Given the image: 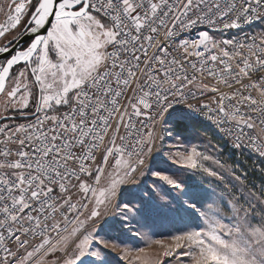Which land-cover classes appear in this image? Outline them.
Listing matches in <instances>:
<instances>
[{
	"label": "snow or ice",
	"instance_id": "snow-or-ice-1",
	"mask_svg": "<svg viewBox=\"0 0 264 264\" xmlns=\"http://www.w3.org/2000/svg\"><path fill=\"white\" fill-rule=\"evenodd\" d=\"M0 17V264H264V179L164 150L211 134L264 158V0H0Z\"/></svg>",
	"mask_w": 264,
	"mask_h": 264
},
{
	"label": "rangeland",
	"instance_id": "rangeland-1",
	"mask_svg": "<svg viewBox=\"0 0 264 264\" xmlns=\"http://www.w3.org/2000/svg\"><path fill=\"white\" fill-rule=\"evenodd\" d=\"M11 123L9 120H5L2 124ZM220 141L217 140L214 136L209 134L201 138L199 141H185L180 140L177 141L175 139L165 140V151L177 152L184 151L186 148H190L192 144H197L199 146V150L206 152L208 155H212L219 159L221 163L224 165V170L233 168L236 165H239L237 170V175H241L243 173H247L249 175V180L255 181L257 185L261 182V179H264V172L261 170L264 169V164L259 161L255 156L250 153L244 152L241 153H233L231 157L228 154V150L225 149L224 152L218 153L217 148L220 145ZM205 166H210L214 170H220L212 161L205 162ZM167 168L169 173L174 175L175 178L185 181L188 184H202L205 187H215L217 183V178L207 176V174L203 173L201 170L196 169H187L182 167L179 164H176L172 161L167 162ZM148 184H151V179L148 180ZM223 187V185H221ZM217 192L220 191V188L216 189ZM135 222L133 221V224ZM135 230V229H134ZM161 238V237H157ZM129 247L139 248L146 247L144 243L140 240L139 237H136L134 240L128 242ZM151 251V249H148ZM115 256V254H113ZM117 259H119L117 257ZM119 264H127L126 261L119 260Z\"/></svg>",
	"mask_w": 264,
	"mask_h": 264
},
{
	"label": "built area",
	"instance_id": "built-area-1",
	"mask_svg": "<svg viewBox=\"0 0 264 264\" xmlns=\"http://www.w3.org/2000/svg\"><path fill=\"white\" fill-rule=\"evenodd\" d=\"M225 35L227 36L228 34L226 33ZM211 95H212V94L209 93V94L205 97V99H208ZM17 122H23V121H17ZM245 152L252 154V155L255 156L257 159H259V161H260L261 163L264 164V158H260V157L258 156V154L251 153L250 150H245Z\"/></svg>",
	"mask_w": 264,
	"mask_h": 264
},
{
	"label": "flooded vegetation",
	"instance_id": "flooded-vegetation-1",
	"mask_svg": "<svg viewBox=\"0 0 264 264\" xmlns=\"http://www.w3.org/2000/svg\"><path fill=\"white\" fill-rule=\"evenodd\" d=\"M0 22H3V18L2 17H0ZM13 71H16V69H14ZM9 115L11 116V115H14V114L13 113H9ZM5 120H8V119H5L3 116H0V124H2V122H4Z\"/></svg>",
	"mask_w": 264,
	"mask_h": 264
}]
</instances>
